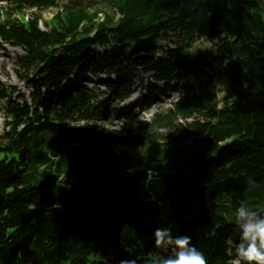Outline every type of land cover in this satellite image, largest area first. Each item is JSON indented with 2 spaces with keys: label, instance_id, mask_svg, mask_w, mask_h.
<instances>
[{
  "label": "trees",
  "instance_id": "trees-1",
  "mask_svg": "<svg viewBox=\"0 0 264 264\" xmlns=\"http://www.w3.org/2000/svg\"><path fill=\"white\" fill-rule=\"evenodd\" d=\"M0 1V50L23 51L14 71L30 90L12 100L0 83V264H162L177 249L155 245L159 227L234 264L236 209L264 217V0ZM196 39L211 45L192 57ZM102 75L100 97L85 83ZM141 75L144 110L174 82L199 85L134 135L102 131Z\"/></svg>",
  "mask_w": 264,
  "mask_h": 264
},
{
  "label": "rangeland",
  "instance_id": "rangeland-1",
  "mask_svg": "<svg viewBox=\"0 0 264 264\" xmlns=\"http://www.w3.org/2000/svg\"><path fill=\"white\" fill-rule=\"evenodd\" d=\"M84 2L82 0H77ZM260 1V0H258ZM63 3L60 5L62 6ZM4 6V2L0 1V9ZM4 8V7H3ZM99 8L103 9L102 5L96 4L94 7H89V9ZM57 9H49L46 12L42 13V20H51L53 15ZM103 13V12H102ZM101 17V16H100ZM41 20V21H42ZM41 29H46L44 25L41 23ZM211 43L202 40L196 39L191 47V55L194 57L200 50L208 49ZM97 51L102 52V49H97ZM23 51L17 47H11L5 45L3 49L0 50V83L4 88H7L11 91L12 100H28L29 88L26 83L20 80L15 73V62L17 58L23 56ZM222 65L215 61L213 62V77L216 84V91L218 99H221L225 94L229 91V82L226 78L222 76ZM106 76H99L98 78L93 79L94 83H85V85L89 88H94L95 90L99 88L97 91L98 96H102V88L99 87V80H104ZM198 77L195 75H191L183 78L178 84L176 82L171 85V88L168 92L163 95H158L155 97L154 105L151 110H144L143 104H138L137 101L144 94V86H146L150 81L149 79L141 75L137 79V88L136 92L127 99L124 103L119 106H112L110 111L105 114L106 123L105 127L101 129L102 131L112 132L117 135H123L125 132L129 131L132 135L137 133L139 126L144 122L148 121V118L151 117V114L155 111H163L166 108L170 107V105L177 99L179 94H192V91L198 88L199 81ZM200 79L203 80L204 77L200 76ZM71 81L68 80L67 84H70ZM160 85V84H159ZM8 102L2 101L0 102V134L2 133V127L4 121L6 120V105ZM124 107H128L127 111H123ZM190 122V120L188 121ZM181 123H184L183 121ZM159 133L162 136H167L170 131L163 129L160 130ZM133 153L140 154L144 152L142 147L138 148H127Z\"/></svg>",
  "mask_w": 264,
  "mask_h": 264
},
{
  "label": "clouds",
  "instance_id": "clouds-1",
  "mask_svg": "<svg viewBox=\"0 0 264 264\" xmlns=\"http://www.w3.org/2000/svg\"><path fill=\"white\" fill-rule=\"evenodd\" d=\"M260 213V211L248 208L245 204H240L236 209L237 222L245 219L246 222L239 224L242 229L239 243H235L231 236L225 239L226 245H234V247L226 248L229 255L235 253L237 257L234 264H264V217H260ZM171 232V228L159 227L153 234L155 245L158 248L164 244H174L177 249L174 258L170 257L162 264H207L204 253L191 243L190 236L177 235L173 239ZM122 264H136V261H122Z\"/></svg>",
  "mask_w": 264,
  "mask_h": 264
}]
</instances>
